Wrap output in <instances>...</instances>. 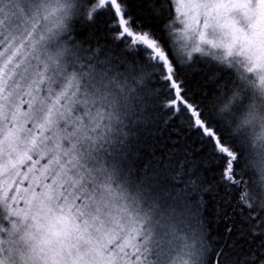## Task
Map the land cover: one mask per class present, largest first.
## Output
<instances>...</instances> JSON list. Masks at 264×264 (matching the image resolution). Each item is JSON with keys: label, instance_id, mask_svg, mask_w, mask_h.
Instances as JSON below:
<instances>
[{"label": "snow or ice", "instance_id": "6c2138e0", "mask_svg": "<svg viewBox=\"0 0 264 264\" xmlns=\"http://www.w3.org/2000/svg\"><path fill=\"white\" fill-rule=\"evenodd\" d=\"M0 264H264V0H0Z\"/></svg>", "mask_w": 264, "mask_h": 264}, {"label": "rangeland", "instance_id": "374dc122", "mask_svg": "<svg viewBox=\"0 0 264 264\" xmlns=\"http://www.w3.org/2000/svg\"><path fill=\"white\" fill-rule=\"evenodd\" d=\"M183 2H184V3H187V2H189V0H183ZM182 11H183V9H182ZM177 15H178L177 23H180V17H181V14H180V13H177ZM178 31L182 32V31H183V26H181V29H179ZM188 42L191 43L190 40H189Z\"/></svg>", "mask_w": 264, "mask_h": 264}, {"label": "trees", "instance_id": "16d2710c", "mask_svg": "<svg viewBox=\"0 0 264 264\" xmlns=\"http://www.w3.org/2000/svg\"><path fill=\"white\" fill-rule=\"evenodd\" d=\"M177 18H178V15H177ZM90 30H93V31H94V29H90ZM213 207H214V206H212V205L210 204V208H209V211H210V212L213 210Z\"/></svg>", "mask_w": 264, "mask_h": 264}]
</instances>
